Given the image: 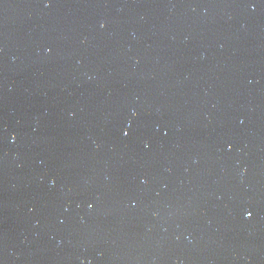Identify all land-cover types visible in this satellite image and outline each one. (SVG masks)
Here are the masks:
<instances>
[{"label":"water","instance_id":"95a60500","mask_svg":"<svg viewBox=\"0 0 264 264\" xmlns=\"http://www.w3.org/2000/svg\"><path fill=\"white\" fill-rule=\"evenodd\" d=\"M0 264H264V0H0Z\"/></svg>","mask_w":264,"mask_h":264},{"label":"snow or ice","instance_id":"6c2138e0","mask_svg":"<svg viewBox=\"0 0 264 264\" xmlns=\"http://www.w3.org/2000/svg\"><path fill=\"white\" fill-rule=\"evenodd\" d=\"M249 215H251V213H249Z\"/></svg>","mask_w":264,"mask_h":264}]
</instances>
